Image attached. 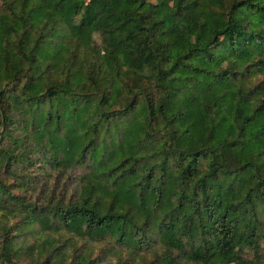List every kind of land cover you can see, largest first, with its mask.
<instances>
[{
	"label": "trees",
	"instance_id": "obj_1",
	"mask_svg": "<svg viewBox=\"0 0 264 264\" xmlns=\"http://www.w3.org/2000/svg\"><path fill=\"white\" fill-rule=\"evenodd\" d=\"M99 148L105 207L45 195ZM0 168L42 197L0 179L1 202L113 238L121 264H264V0H0Z\"/></svg>",
	"mask_w": 264,
	"mask_h": 264
},
{
	"label": "rangeland",
	"instance_id": "obj_2",
	"mask_svg": "<svg viewBox=\"0 0 264 264\" xmlns=\"http://www.w3.org/2000/svg\"><path fill=\"white\" fill-rule=\"evenodd\" d=\"M102 152V148L94 149L88 156L87 163L70 170L59 181L52 177L45 195L53 192L56 199L61 198L66 202L83 194L89 200L96 201L98 207H105V203L110 200L108 198L116 191L100 174L110 162ZM0 179L11 185L13 193L23 195L24 201L39 203V199H42L41 195H38L41 191L40 186L26 185L19 176L7 174L3 168H0ZM116 199L120 207L128 210L134 217H139L138 210L132 204L122 198ZM37 213L27 211L20 203H4L0 200V227L3 225L11 227L9 232L11 241L8 247L14 264H35L33 261L44 259L49 253L56 257V249L68 255V261L78 256L80 264H86L88 260L95 258H97L95 264H121L127 257V251L120 252L113 238L89 239L82 229L65 227L58 221L43 218L42 214ZM161 250L162 247L156 245L142 256L134 252L131 257V261L134 260L132 264H143L145 259ZM255 261L252 253L244 252L234 257L213 255L209 264H253Z\"/></svg>",
	"mask_w": 264,
	"mask_h": 264
}]
</instances>
